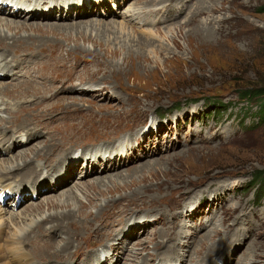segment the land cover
Segmentation results:
<instances>
[{"label":"rangeland","instance_id":"374dc122","mask_svg":"<svg viewBox=\"0 0 264 264\" xmlns=\"http://www.w3.org/2000/svg\"><path fill=\"white\" fill-rule=\"evenodd\" d=\"M80 1L82 16L0 27L25 38L3 50L28 68L0 79L5 92L25 82L0 93V171L40 173L10 176L27 192L0 203V264L28 232L23 264L69 249L65 264H264V97L242 99L264 74V0ZM54 4L46 14L66 7Z\"/></svg>","mask_w":264,"mask_h":264},{"label":"bare ground","instance_id":"6f19581e","mask_svg":"<svg viewBox=\"0 0 264 264\" xmlns=\"http://www.w3.org/2000/svg\"><path fill=\"white\" fill-rule=\"evenodd\" d=\"M43 2H39L38 0H26L23 4H24V8L22 9V8H20L19 10H13L12 8L10 9V7H7L6 5H1L0 4V27H4L7 31L8 30H10V31H12V30H17V31H19L20 29H22L23 28V26H22V24L20 25V24H18V22H15V21H13V20H11V19H14V18H18V17H21V18H23L24 20H28V19H41V20H45V19H54L55 17H62L61 19H64V20H67V19H69L68 17H73V15L74 14H76L77 16H82V15H84V13H86V11H87V7H84V5H82V3H81V1L79 2L80 4H78L77 6H76V3H73L72 2V0H71V3L72 4H74V7L72 6V4H70L69 2H68V0H53V1H50V0H42ZM77 1V0H76ZM89 1V0H88ZM60 3V5L61 6H66V7H61V8H59V9H57V10H55L53 13H51V14H38L36 11V9L34 8V6H36V5H38V6H43L44 4H48V3H55L54 5H57V3ZM31 3V4H30ZM63 3H65V4H63ZM52 4H51V6H52ZM33 7V8H32ZM52 12V11H51ZM73 14V15H72ZM1 15H3V16H5V17H1ZM7 17H9V18H7ZM6 18V19H5ZM10 19V20H9ZM59 25V24H58ZM58 25H53V27L52 26H46V28L44 27H42V26H40V24H37V25H35V26H31L32 27V29L34 30V32L35 31H43V32H47L48 33V31H51L52 30V33H53V31H61V30H66V28L67 27H63L62 29L60 28V26H58ZM44 26V25H43ZM73 26V25H72ZM26 27V26H25ZM59 29V30H58ZM28 31V30H27ZM28 37V36H27ZM26 37V38H27ZM31 37V36H30ZM25 40V38L23 37H18V38H15V36L14 37H12V36H10V35H7L6 33H4V32H2L1 30H0V49L1 50H3L4 49V47L5 46H7V44H8V42H11V45L12 46H17L18 44H19V42H21V41H24ZM19 46V45H18ZM29 46V45H28ZM23 47V46H22ZM43 47V46H42ZM46 47V46H45ZM33 49H35V48H33ZM38 49V48H37ZM12 50V54L14 53V54H16V55H18V57L16 58V59H13V58H15V57H13L12 59H8V55L6 54V52L3 50V51H0V79H7V77H8V75H7V73H6V70H9V71H15L13 74H12V76H10V79H19V78H21L23 75H25V71H27L28 70V68H27V64H26V61L24 60L25 59V54L24 53H21V54H19L20 52H16L17 50L16 49H14V48H12L11 49ZM36 50V49H35ZM50 50H51V48H50ZM49 50V51H50ZM19 51H21V50H19ZM33 51V50H32ZM37 51H39V50H37ZM117 51V50H116ZM108 52V51H107ZM118 52V51H117ZM8 53H10V52H8ZM26 53V52H25ZM58 53V52H57ZM59 54V53H58ZM32 55V54H31ZM47 55V54H46ZM45 55V56H46ZM65 55V54H64ZM27 56V55H26ZM66 56H67V54H66ZM38 57V56H37ZM44 57V56H43ZM53 57V56H52ZM56 57V56H55ZM60 58H62L61 56H60ZM66 58V57H65ZM74 58V57H73ZM29 59V58H28ZM37 59V58H36ZM55 59V58H54ZM58 59V58H57ZM75 59H76V57H75ZM24 60V61H23ZM42 60V59H41ZM67 60V59H66ZM30 61V60H29ZM36 61V60H35ZM68 61V60H67ZM31 62V61H30ZM53 62V61H52ZM65 62V61H64ZM70 62V61H69ZM34 64H35V62H33ZM43 63V62H42ZM49 63H51V62H49ZM54 63V62H53ZM30 64V63H29ZM57 64H58V62H57ZM33 65V64H32ZM41 65V64H40ZM63 65V64H62ZM66 65V64H65ZM43 67H44V65H42ZM47 67H48V65H47ZM50 67H51V65H50ZM56 67V66H55ZM54 67V68H55ZM41 68V67H40ZM53 68V67H52ZM60 68H61V66H60ZM37 68H35L34 70H36ZM50 69V68H49ZM62 69H63V67H62ZM41 70V69H40ZM54 70V69H53ZM52 70V71H53ZM42 71V70H41ZM40 72V71H39ZM55 72V71H54ZM56 72H58V71H56ZM33 73V72H32ZM45 73H46V71H45ZM44 73V74H45ZM52 73V72H51ZM60 73V72H59ZM70 73V72H69ZM48 74V73H47ZM41 75V74H40ZM28 76H29V74H28ZM35 76V75H34ZM37 76V75H36ZM42 76H44V75H42ZM47 76V75H46ZM31 77H32V75H31ZM33 78V77H32ZM44 78H45V76H44ZM51 78V77H50ZM46 79V78H45ZM48 79V78H47ZM24 80V79H23ZM32 80V79H31ZM40 80V79H39ZM37 81V80H36ZM48 81V80H47ZM41 82V81H40ZM22 84H25V82H20L19 84H13V85H8L6 88H9L8 89V91H0V93H3V94H9L10 93V91H14V90H16L20 85H22ZM42 84V83H41ZM43 86V85H42ZM41 86V87H42ZM52 86V85H51ZM0 88H2V89H0V90H3L4 88H5V86L4 85H1L0 84ZM43 88V87H42ZM44 89V88H43ZM7 92H9V93H7ZM31 92V91H30ZM34 93V92H33ZM15 95V94H14ZM39 95V94H38ZM50 95V94H49ZM39 96H41V95H39ZM12 97V96H11ZM36 97V96H35ZM26 98H27V96H26ZM33 98H34V96H33ZM21 99V98H20ZM24 99V98H23ZM22 99V100H23ZM42 99V98H41ZM45 99V98H44ZM21 100V101H22ZM29 100H30V98H29ZM32 100V99H31ZM38 101V100H37ZM34 102V101H33ZM28 103V102H27ZM48 103V102H47ZM36 104V103H35ZM2 105V104H1ZM24 106V105H23ZM26 106V105H25ZM32 106V105H31ZM27 107V106H26ZM34 107H35V105H34ZM0 108H2V107H0ZM20 110V109H19ZM20 113H21V111H19ZM56 112V111H55ZM14 113V112H13ZM18 114V113H17ZM53 114V113H52ZM13 115H15V114H13ZM22 115V114H21ZM12 116V115H11ZM14 117V116H13ZM2 119V118H1ZM19 119V118H18ZM17 122V121H16ZM22 125V124H21ZM24 126V125H23ZM26 127H27V125H25ZM22 129V128H21ZM6 129H3V128H0V137H1V135L3 136L4 134H5V131ZM18 130V129H17ZM2 133H4V134H2ZM24 136L26 137V139H27V141H25V144L28 142V141H30V139H32L31 138V136H29V135H26V133H24V135H23V138L22 139H24ZM5 137V136H4ZM11 138L12 139V137L11 136H6L5 137V139H8V138ZM21 139V140H22ZM3 139L2 138H0V141H2ZM10 140V139H9ZM10 142H11V140H10ZM22 142V144L24 145V140L23 141H21ZM21 142H19V144L21 143ZM9 144V143H8ZM11 144V143H10ZM15 145H13V147H14ZM56 148V146L54 147V149ZM96 164L98 165V169H100L101 170V172L102 173H104L106 170L105 169H107V168H104L103 167V165L102 164H99V162H96ZM30 165H32V163H27L26 161L23 163V164H21V165H15V166H10L8 169H7V171H5V170H1L0 171V173H5V174H7L8 175V177L5 175V174H3V175H5V176H3L2 174H0V177L1 176H3L2 178H0V181H2V185H3V181L5 180V179H7V182H5L4 184H8L9 183V181L10 180H12V179H14V175H16V174H18V172L21 174L22 173V175L21 176H24V175H26L28 178H31V180H32V182L34 181V180H36L37 178H38V176L40 175V173H39V171H36V170H34V169H32L31 167L32 166H30ZM79 165H81V164H76V163H73V166H68L67 168L68 169H65L66 171H67V173L68 174H71V176H70V178L72 177V174L74 173V170H75V168L77 169V168H79L80 166ZM26 168V169H25ZM25 169V170H24ZM21 170V171H20ZM23 170H24V172H23ZM94 171V170H93ZM36 172V173H35ZM14 173V174H13ZM10 176L12 177V179L10 178ZM65 176L64 175H62V176H58V181H55L54 183V187H59V186H62L63 185V183L67 180V179H65L64 178ZM30 181V180H29ZM47 181V180H46ZM34 184V183H33ZM9 187V190H8V192H10V193H13V192H17V193H19V194H21L22 192H27V191H25V189H20V188H18L17 187V190H15L14 188H16V186L15 185H12V184H9L8 186H7V188ZM13 190H15V191H13ZM31 190H33V187L30 189V191ZM37 190V188H34V190H33V192H35ZM29 192V191H28ZM39 191H37V193H38ZM30 196H32V195H30ZM26 197H23V199H25ZM12 200H14V198L12 199ZM15 201V200H14ZM13 202V201H12ZM79 216H82V218L83 219H85V218H87L88 216H89V214H79ZM65 217V218H64ZM59 219L60 218H63V219H65V220H67V221H70V218L71 219H73L74 218V214H73V212H69V213H67L66 215H64V216H61V217H58ZM47 219V218H46ZM46 219H44L43 221H41V222H45V220ZM88 219V218H87ZM48 223H50V225H53L54 223H57V225L56 226H53V228H51L54 232H59V231H62V226H60V225H62V220H55L53 223H51V219L50 218H48ZM94 220H95V217L94 216H92V218H90V220H85V223L84 224H87L88 225V227L87 228H89L90 226H92L93 225V222H94ZM42 224V223H41ZM90 225V226H89ZM39 226H41L40 224H37L36 225V227H39ZM29 233H31V232H28V234H27V236H25V237H23V238H20V237H18V239H16L14 242H12V243H10V248L8 247V246H6V247H3V248H5V251L7 250L8 251V254H9V257H10V260L8 261V263L9 264H23L24 263V261L26 260V256L24 255V253H23V251L21 250V248H19L18 247V245H21L26 239H27V237H28V235H29ZM95 233V232H94ZM2 234H3V230H2ZM62 234V233H61ZM64 234V233H63ZM97 235H100V233L98 232L97 233ZM90 236V235H89ZM85 239V238H84ZM85 244H86V242H85ZM46 245L48 246V248L50 249L51 248V243L50 242H46ZM87 245V244H86ZM1 246V245H0ZM78 247H81V244H79V245H77ZM113 246V245H112ZM66 250V248H63V252ZM50 251V250H49ZM78 251V250H77ZM76 251V252H77ZM70 249H69V251H67L66 253H65V255H63V256H61V258H62V260L60 261L62 264H65V262H64V259H63V257L64 256H66V255H68V254H70ZM11 256H13V258L15 259L14 261H12V259H11ZM65 261H67V259H65Z\"/></svg>","mask_w":264,"mask_h":264},{"label":"trees","instance_id":"16d2710c","mask_svg":"<svg viewBox=\"0 0 264 264\" xmlns=\"http://www.w3.org/2000/svg\"><path fill=\"white\" fill-rule=\"evenodd\" d=\"M259 12L264 13V6L259 10ZM264 74H260L258 81L251 85V88L248 90L243 91L242 99L245 100H252V99H259L264 97ZM262 117L264 118V108L262 110Z\"/></svg>","mask_w":264,"mask_h":264}]
</instances>
